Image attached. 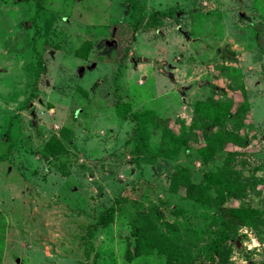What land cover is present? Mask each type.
<instances>
[{"label":"rangeland","instance_id":"1","mask_svg":"<svg viewBox=\"0 0 264 264\" xmlns=\"http://www.w3.org/2000/svg\"><path fill=\"white\" fill-rule=\"evenodd\" d=\"M240 206L264 264V0H0V264H208Z\"/></svg>","mask_w":264,"mask_h":264},{"label":"trees","instance_id":"2","mask_svg":"<svg viewBox=\"0 0 264 264\" xmlns=\"http://www.w3.org/2000/svg\"><path fill=\"white\" fill-rule=\"evenodd\" d=\"M116 111L120 117L122 118L127 117L128 110L126 109V105L123 102H119L116 104ZM134 116L137 120L152 121L155 125H158L160 123L166 124L168 122L167 119L161 118L155 115V113H153V110L151 109H143L141 111H137V113ZM208 126L209 125H207L206 128ZM135 133L141 136L140 126L137 125L135 127ZM205 134H206L205 137H208V134L207 133ZM62 136L66 141L70 140L68 133L65 131L62 133ZM47 147L49 149H52L51 152H58L64 149L61 141L58 138H56V136H52L49 139V141L47 142ZM223 183L227 187V182H223ZM228 190L230 192H234L231 186L228 187ZM111 211H112V208L109 207L107 209V212H111ZM219 214H220L219 229L216 234V237L214 238L212 249H211L212 251L211 262L208 264H225L222 253L225 248L226 240L231 238L230 235L232 233V229L238 225L252 223L254 218L258 217V212L256 211V209H253L249 206H240L238 208H230V209H220ZM100 220L103 223L107 222V218L105 217L104 214L100 216ZM214 255H216L218 259L214 260V257H213Z\"/></svg>","mask_w":264,"mask_h":264},{"label":"crops","instance_id":"3","mask_svg":"<svg viewBox=\"0 0 264 264\" xmlns=\"http://www.w3.org/2000/svg\"><path fill=\"white\" fill-rule=\"evenodd\" d=\"M153 110V109H152ZM154 111V110H153Z\"/></svg>","mask_w":264,"mask_h":264}]
</instances>
